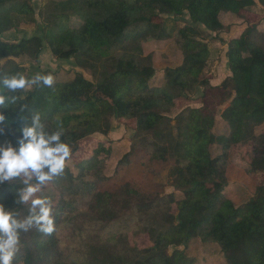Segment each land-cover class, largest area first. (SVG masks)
I'll use <instances>...</instances> for the list:
<instances>
[{"label":"trees","instance_id":"1","mask_svg":"<svg viewBox=\"0 0 264 264\" xmlns=\"http://www.w3.org/2000/svg\"><path fill=\"white\" fill-rule=\"evenodd\" d=\"M255 5L254 0H47L36 13L30 0H0V34L27 25L37 32L17 41L0 38V79L45 75L28 77L15 60L37 59L44 45L55 59L71 58L93 78L76 72L50 87H0L7 97L0 105V142H15L22 118L30 124L38 114L45 130L62 131L71 147L64 171L42 193L52 202L54 231L35 226L21 231L13 264H193L185 249L195 239L216 244L226 264H264V179L252 178L254 191L241 203L224 194L233 146L250 144V166L264 177V130H258L264 125V23L249 22ZM164 15L182 24L170 30ZM237 19L247 26L227 42L230 75L212 85L210 62L218 53L207 40L209 32L223 41L221 34ZM172 31L180 61L158 71L151 54H143V43L170 39ZM153 78L158 82L151 84ZM197 88L200 106H191ZM209 93L219 95L216 102L208 101ZM216 114L223 124L219 132ZM114 119L134 126L115 173L142 151L149 163L168 165L173 192L150 194L129 180L106 185L109 178L97 157L102 141L91 156L76 161L80 142L94 133L107 135ZM20 186L19 180L0 184V203L23 219L30 204L14 203ZM126 216L135 217L132 239L141 234L148 244L130 241L128 227L111 228ZM65 227L80 230L74 244L62 236Z\"/></svg>","mask_w":264,"mask_h":264},{"label":"rangeland","instance_id":"2","mask_svg":"<svg viewBox=\"0 0 264 264\" xmlns=\"http://www.w3.org/2000/svg\"><path fill=\"white\" fill-rule=\"evenodd\" d=\"M46 1L47 0H30L36 13ZM260 16L261 15L257 14V12H253L249 17V21H256ZM163 17L165 26L170 30L174 27L177 28V26L182 24L180 18L172 19V17L165 15ZM182 18L188 19L189 17L187 14H184ZM37 19L40 20V18ZM72 22L76 24L77 21L72 20ZM238 31L239 29L234 30V33ZM35 33L37 32L27 25L26 27H20L17 30L10 29L4 31L0 34V38L17 41L20 38H28V36ZM209 34L207 40H209L212 50H215L218 53L217 57H214L212 63L210 62V69L213 70L212 77L224 79L227 76L225 70H229L228 64L223 61L225 46L218 42L219 39H217V36L215 37L214 32H209ZM170 35H172V37L167 40H149L148 42L143 43V54H151L153 65L157 67L158 71L163 70L170 65H175L180 61V52L173 39L174 31L170 32ZM15 60L21 63V67L25 69V74L28 77L34 73L45 72V75H51L54 82H56L69 79L74 73L80 72L86 79H93L90 71L76 67L71 58L55 59L46 45H44L42 52L35 60L28 62L20 59ZM156 82H158V79L156 78L151 80V84H155ZM201 91L202 88H197L191 100L188 102L189 105L200 106L199 102L202 96ZM218 98V94H210L208 96V101L216 102ZM215 118L217 120L219 132L221 127L223 129V124L218 114H216ZM111 126L112 129L107 135L94 133L90 137L82 140L79 144L78 152L74 155L76 161L78 162L91 156V154L94 153V147L97 142L102 141L104 142V148L99 149L97 157L98 163L102 164L101 174L109 178L105 181L106 185L116 186L124 180H129L133 185L140 187L150 194H166L173 192L174 188L169 185L167 179L168 165L166 163L162 164L158 161L149 163V156L145 155L142 151L134 152L131 155V163L124 166L118 174L115 173L117 164L119 160H121L122 155L129 150L130 137L133 133L134 126L132 122L123 119H114ZM258 130H264V125L258 128ZM251 149V145L245 143L241 146H233L229 150L230 158L226 169L228 185L224 189V194L235 204L241 203L242 200H245L254 191L255 183L252 178L257 182H262L264 179L261 173L252 170L250 166L251 161L253 160ZM212 152L217 153V149L213 148ZM135 222V217L126 216L113 224L111 228L123 232L128 227L130 241L135 239L140 244H148L146 237L141 234H138L135 237L133 236L132 239V234L130 233H132V230L135 228ZM86 229L89 232H92L90 231L92 228L87 227ZM61 234L62 236H67V242H70L71 244H74V241H76L81 235L78 228L72 230L67 227L61 231ZM183 248L184 247H179L181 250H183ZM172 249L173 247H170L169 251L171 252ZM185 252L187 255L194 258L193 264H226L223 255L216 244H202L195 239L188 244Z\"/></svg>","mask_w":264,"mask_h":264},{"label":"clouds","instance_id":"3","mask_svg":"<svg viewBox=\"0 0 264 264\" xmlns=\"http://www.w3.org/2000/svg\"><path fill=\"white\" fill-rule=\"evenodd\" d=\"M41 83L50 87L54 83L53 77L37 74L30 79L23 75L0 79V87L10 91ZM6 99L0 95V105ZM3 119L4 116L0 115V121ZM22 120L17 140L0 142V184L19 180L21 186L17 189L14 203L30 206L28 215L20 219L12 207L0 203V264H13L21 231L26 232L33 226L46 234L54 231L52 202L42 193L44 186L64 171L71 153L70 145L61 138L62 131H46L38 114L32 117L30 124ZM2 134L3 129L0 128Z\"/></svg>","mask_w":264,"mask_h":264},{"label":"crops","instance_id":"4","mask_svg":"<svg viewBox=\"0 0 264 264\" xmlns=\"http://www.w3.org/2000/svg\"><path fill=\"white\" fill-rule=\"evenodd\" d=\"M254 2L256 3V5L252 8V13L253 12H257V14L261 15L260 18L258 20H260V22H263L264 23V4H261L258 2V0H254ZM251 16V15H250ZM248 15V19L250 17ZM257 21V20H256ZM249 22H255V21H249ZM247 26V23L246 22H242L240 21L239 19L237 20H234V24H232L230 27H229V31L226 32V33H222L221 34V37L223 38V41H218L221 45L223 44L225 46V52L227 50V42L231 39V38H235V37H238L239 34H241V32L243 31V29ZM261 27H264V25H262ZM238 32L234 33V30H238ZM225 52H224V55H223V61H227L226 59V56H225ZM226 66V65H225ZM225 74L227 76L230 75V71L228 70H225ZM226 76V77H227ZM223 78H211L210 79V82L212 85H217L219 83H221L223 80Z\"/></svg>","mask_w":264,"mask_h":264}]
</instances>
